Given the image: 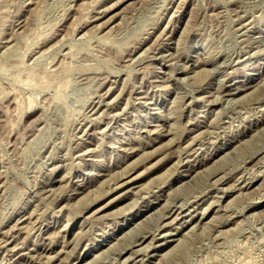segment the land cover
<instances>
[{
	"label": "rangeland",
	"instance_id": "1",
	"mask_svg": "<svg viewBox=\"0 0 264 264\" xmlns=\"http://www.w3.org/2000/svg\"><path fill=\"white\" fill-rule=\"evenodd\" d=\"M0 264H264V0H0Z\"/></svg>",
	"mask_w": 264,
	"mask_h": 264
},
{
	"label": "bare ground",
	"instance_id": "2",
	"mask_svg": "<svg viewBox=\"0 0 264 264\" xmlns=\"http://www.w3.org/2000/svg\"><path fill=\"white\" fill-rule=\"evenodd\" d=\"M85 149H87V148H85ZM130 161V160H129ZM123 170H124V168H123ZM130 171V170H129ZM197 174V173H196ZM186 183V182H185ZM188 183V182H187ZM247 186V185H246ZM251 189V188H250ZM228 190V189H227ZM238 191V190H237ZM240 191V190H239ZM247 192V191H246ZM173 209V208H172ZM164 214V213H163ZM140 220V219H139ZM170 221V220H169ZM161 222H163V221H161ZM168 223V222H167ZM132 230V229H131ZM127 234V233H126ZM125 234V235H126ZM147 235V234H146ZM122 236H124V234L122 235ZM118 237V236H117ZM120 238V237H119ZM123 239V238H122ZM130 246V245H129ZM142 246V245H141ZM139 247V246H138ZM148 247V246H147ZM134 249V248H133ZM143 251V250H142Z\"/></svg>",
	"mask_w": 264,
	"mask_h": 264
}]
</instances>
